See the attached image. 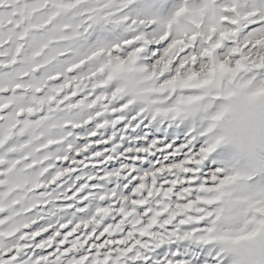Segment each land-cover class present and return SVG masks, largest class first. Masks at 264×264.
I'll return each mask as SVG.
<instances>
[{
    "label": "snow or ice",
    "instance_id": "1",
    "mask_svg": "<svg viewBox=\"0 0 264 264\" xmlns=\"http://www.w3.org/2000/svg\"><path fill=\"white\" fill-rule=\"evenodd\" d=\"M264 0H0V264H264Z\"/></svg>",
    "mask_w": 264,
    "mask_h": 264
},
{
    "label": "clouds",
    "instance_id": "2",
    "mask_svg": "<svg viewBox=\"0 0 264 264\" xmlns=\"http://www.w3.org/2000/svg\"><path fill=\"white\" fill-rule=\"evenodd\" d=\"M217 134L225 137L221 150L242 166L247 162L249 153H264V118L258 113L236 117L231 125L225 122L218 127Z\"/></svg>",
    "mask_w": 264,
    "mask_h": 264
},
{
    "label": "rangeland",
    "instance_id": "3",
    "mask_svg": "<svg viewBox=\"0 0 264 264\" xmlns=\"http://www.w3.org/2000/svg\"><path fill=\"white\" fill-rule=\"evenodd\" d=\"M222 165H234V166H237V167H242V164L238 161H236L235 159H229L227 157V159L225 161H221L220 162Z\"/></svg>",
    "mask_w": 264,
    "mask_h": 264
}]
</instances>
